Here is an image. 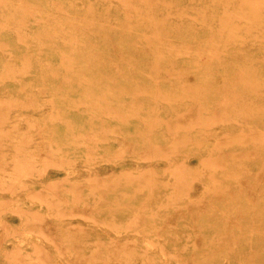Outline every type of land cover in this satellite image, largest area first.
<instances>
[{
    "label": "rangeland",
    "instance_id": "1",
    "mask_svg": "<svg viewBox=\"0 0 264 264\" xmlns=\"http://www.w3.org/2000/svg\"><path fill=\"white\" fill-rule=\"evenodd\" d=\"M8 12H11L10 9ZM2 22H5V19H0V24ZM39 31H41V28H39ZM59 34H61V32ZM7 35L11 37L12 41L7 43L9 44L8 49L2 50L0 48V74L3 70V63L7 58L14 55V49L16 48L18 38L15 31L9 28V26H7ZM80 38L83 37L80 36ZM259 42L260 41H257V43ZM42 46L44 47V45L35 41L30 47H28L30 50L29 53L35 57L36 53L40 51ZM45 49L42 51L44 52ZM28 55V53L24 52L20 53L18 56L16 55V63H22L24 58ZM251 62L252 67L254 65L256 66L255 61ZM217 66L218 68H223L225 64L222 65L221 63H216L215 67ZM151 69L152 68L149 67L144 68L143 70L140 69L137 71V74L147 75L150 73ZM262 69V67L258 68V71H261ZM130 74H132L131 70L126 67L119 71V75L125 76ZM62 75L63 74L56 71L53 76L63 77ZM42 78L43 74L40 73H33L32 76L28 77V81L23 79L20 80L21 83L14 77H8L7 79L0 78V99H10L11 97H14L12 98L13 100L7 102L8 104H3L0 108L5 115H7L6 117H12L15 120V122L9 123L7 121V133L9 132V134L6 135L7 137L11 135L9 139L11 138L12 140L5 141V146L0 148L1 151H4L8 155L5 162L0 160V178L3 175L7 180L5 183L0 182V264H12L13 262H16V264H87L80 259L81 254L83 252H91L99 246L102 248V255L112 256L111 264H114L118 259L120 260L116 261L115 264H134L135 262H138L139 259L136 260L138 256L133 255L128 259L127 257L129 254L126 253L127 250L124 251V248H128L129 251L131 250L130 244L126 245L123 243V241L126 242L128 240L137 241L136 247L140 250L139 253H141V251L147 246H150V248H152V253L158 258L157 262H152L150 259L144 258L143 260H140L141 264L263 263V250L256 247L254 242L252 244L248 240H239V238L241 237L242 231L244 232L246 230V233L242 234V236H247L251 233L247 228L250 221L256 218H264V208H262L264 206V197H259L255 201L254 204L258 206L256 211L250 210L252 207L248 202H246V204L239 210V207L236 206V202L239 200L248 201L247 197L251 193V188H256L259 183L263 182V180L260 181V176L261 174L264 175V110L260 108V103L249 102L250 104L246 103L244 106L242 105V107H238V109L236 106L226 108L222 102H220V98L212 101L215 98L214 96H211L210 94L211 97H208V95H201V97H199L202 102L198 103V105L201 106L202 104L201 108L203 111L205 108L203 104L210 105V107L217 110L212 114L204 113L203 116L209 117L212 115L211 118H214L215 116L217 118L214 125H211L210 128H208L209 124L206 125L204 122H198L193 127L191 126L193 124L191 123L193 122L191 119L188 118L184 120L180 116L183 113L186 114L188 109L191 110L196 107V94L193 95V99L187 98L186 100L182 97L177 101H175L177 98L169 101L165 99L161 100V98L155 99V90L151 87L152 84L145 81H139L131 86H125L127 90L124 92L125 95L122 96L125 101L127 100V97L137 96L149 100L148 103L143 104L139 108V115L133 116V110L130 109V106L125 103V101L117 107L116 110H118V114L115 112V115L110 114V112L107 114L106 111L97 107L90 98L84 97L81 107L78 109V114L84 118L85 121L70 123L63 118L62 113H59L60 111L58 110L59 108L57 105L58 97L56 93L48 91L45 94H42L43 87H46L41 82ZM84 80L88 81L89 86V80L86 78H84ZM239 80L240 79L236 78L230 79L229 81L220 80V83L227 88L228 83L237 82ZM177 84L178 83L165 82L161 84L160 87H162V90H169L167 88H171L170 90H172L175 89ZM79 85L80 87L85 86V81L79 83ZM100 88L101 94L102 92L105 93V91L112 92L111 90H107V85L106 87L105 85H102ZM222 90L223 92L225 91L224 89ZM35 91L36 94L34 95L33 92ZM129 91L134 95L130 93L127 94ZM259 91L264 96V87L259 88L258 92ZM82 93H84V91H82ZM226 93L233 92L227 88ZM99 94L100 93H98V97L100 96ZM30 97L33 99L32 101H29ZM78 99H80V96ZM159 102L160 105H158ZM214 102H220L218 108L215 107L213 104ZM39 105L42 106V108L39 109ZM243 109H245V112L243 111L244 113H242ZM44 110H47L48 114L45 113ZM252 110H254L255 113H253ZM55 112H57L58 115H55ZM127 113H130V115L123 118L122 115ZM217 113H220L222 117L219 116L220 114L217 115ZM241 113H247L246 121L252 125L251 128L257 125L260 126V128L263 127L262 134H257L259 133V130H250L248 127L246 129L239 128L232 135H229L226 131L220 129L226 124L240 123L241 118H235V116ZM157 114L160 120L157 117ZM171 115L173 117H171ZM100 118L108 119V121L111 122L110 125L115 130L112 127L103 128L100 123ZM155 119L158 120V122H156ZM218 119H225L227 121H219ZM86 120H93L94 125L89 127L86 124ZM164 120L167 121L164 122ZM56 122L64 124L63 130L69 132L70 137L62 140L59 136V132L51 131L50 126ZM194 122H197V119ZM130 126H134V128L132 127L131 130H129ZM150 126H152V129ZM208 129H210V131H208ZM21 130L24 132H21ZM211 130L213 132L209 135ZM79 133H87L85 140H81L78 137ZM122 133H125V135ZM141 133L147 138H142ZM89 134L97 135L100 143L99 149H96V152L92 154L88 153L90 143ZM105 134L110 137L101 140L104 138ZM184 134H188V137L190 138H185ZM182 135H184V137ZM223 135L230 136L234 139L247 138L248 136L257 137V139L252 140L253 142L247 145L245 144L246 142H243L244 145L242 142H237L238 144L243 145L242 150L245 154L240 153L241 156H236L242 159L243 166H235L236 161L233 159L232 155L227 156L225 161L221 163H216L214 161L215 164H213V162L211 163L208 161L209 159L207 158L211 156V153L213 154V157H218L219 150L216 148V143L219 137ZM29 136L31 137V140L26 144L24 138ZM157 138H162V140L164 139L165 141L159 145V149L158 147L154 148L157 150L156 152L154 151L152 156L151 154H146L150 148L153 149L150 142L151 139L154 141ZM17 141H20V143ZM175 141L177 143H175ZM199 141L201 143L196 144L199 143ZM259 144L262 145V147ZM21 145L27 148L26 152H39L44 149V154L51 155L55 158V163L53 161L52 163L54 164L52 165V163L46 162L47 164L43 166L45 168L44 172L40 169L42 163L40 164V162L28 158V160H20L21 163H19L18 166H21V168H19L15 163L16 158H14V156L18 152V147H21ZM257 145H259L258 148L256 147ZM74 146L81 148V150H73L72 147ZM173 146L176 149L172 148ZM212 148L213 150H211ZM245 157L246 159H244ZM240 158L238 160H241ZM39 160H41V158ZM170 160L173 161L174 165H180L183 161L190 167L186 165L189 169L185 170V168L183 170L184 172H182L183 174L180 175L178 174L179 172H175L176 174L173 175L174 172L172 173L171 168L175 166L169 167ZM200 161L204 164L206 163V165H208V162L210 166H205ZM121 162H126L127 164L117 167L116 170L111 169L112 166H116L115 164ZM131 162L138 166L140 165V168L133 167ZM250 162L256 163L257 168L252 170L251 174H247V177L242 178L241 185L244 187L243 191L235 194L234 198L225 199V194H221V196L219 193L213 194L211 191H208V186H214V184L216 185L218 183L227 184L229 182L228 180H230V178H227V176L225 177L223 174V172H226L227 168L235 166L229 168L230 172L236 171L244 175V167L246 163L249 164ZM151 163H155L156 167L153 173L149 172ZM33 164H35V166ZM11 165H13V167ZM46 165L48 167H45ZM11 168L14 170H10ZM94 168L100 169V175L106 176L113 180V182H111V185H104L106 189L102 193L100 192L101 189H98L97 193L90 195L88 192L92 187H103L102 179L95 181L92 178H88L89 172ZM196 168H199L202 171L199 172L200 170H195ZM15 170L17 172L21 170V173L19 172L15 178L7 179V176H9L10 173L15 172ZM73 170L75 171L72 175L69 174L71 175V179L64 178ZM216 170L218 173L215 172L214 174L213 171ZM189 171H193V173ZM197 171L202 174L199 175ZM194 172L196 174L198 173L197 175L199 176H196ZM140 174L142 175V178ZM134 176L138 179H135ZM146 176L148 177L147 179ZM186 176L191 177V179L188 177L190 181L187 180L188 178H186ZM49 177H54V179H56L51 180ZM245 180H247L246 182L250 186L243 184V181ZM164 182L168 186L164 184ZM154 183H156V185ZM173 183H177L176 186L180 185L179 187L182 190H178L179 188H176ZM239 184L233 182L232 186ZM80 195H83L84 198L81 197L80 199ZM200 197L201 199L205 197V200H201ZM196 198L198 200H196ZM192 199H195V201L192 202ZM89 203L96 204V208L92 211L95 214V217L93 218L85 215L89 212ZM167 204L170 207H166ZM203 204L206 205V209L203 207L201 208ZM163 205H166L165 208H162ZM54 206L58 207L54 208ZM159 207L162 209H159ZM203 209L205 210L203 211ZM223 212H226V214ZM140 213L145 214L147 219L139 221L133 226L127 227V222L134 219L136 215ZM211 215H217L218 218L212 219L210 218ZM227 217H229L228 219L230 220H227ZM112 219L118 221L119 225L117 227L109 224ZM235 219L238 220V222H234ZM232 222L234 223L232 224ZM226 223L228 225H226ZM202 227L203 229H200ZM228 231L230 232L227 235ZM262 231H264V228ZM213 235L215 236L213 237ZM200 236L202 238H199ZM222 237L223 240L221 241ZM160 240L163 243H158ZM150 242H154V244H151ZM195 242L198 244L197 247L194 248V246H196L194 244ZM224 242H226V244ZM189 243L191 244L189 245ZM161 247L165 250L162 251ZM230 247L232 249H230ZM251 248H255V252H253ZM179 252L181 258H183L182 260H179L174 256L178 255ZM238 252L247 253V259L244 261L239 257H235L234 254H238ZM253 253H255L256 257ZM212 254L214 255L213 257H211ZM102 261H107L106 257L99 259V262Z\"/></svg>",
    "mask_w": 264,
    "mask_h": 264
},
{
    "label": "bare ground",
    "instance_id": "2",
    "mask_svg": "<svg viewBox=\"0 0 264 264\" xmlns=\"http://www.w3.org/2000/svg\"><path fill=\"white\" fill-rule=\"evenodd\" d=\"M9 9L11 12H8ZM0 19H5V22H2L0 24V37H1L0 48L2 50L8 49L9 44L7 43L12 41L11 37L7 35V26L13 29L18 36L16 42V48L14 49L15 50L14 55L7 58V60L4 63L2 62L4 66L2 73L0 74V78L7 79L8 77L9 78L14 77L17 81L20 82V80L23 79H26L28 81L29 80L28 77L32 76L33 73L43 74V78L41 79V82L46 87H43L42 94H45L48 91H53L56 93L58 97L57 105L59 108L58 110L60 111L59 113H62L63 118L69 121L70 123L71 122L79 123L85 121L84 118H82L78 114L79 113L78 109L81 107V103L83 102L84 97L90 98L92 102H94L97 105V107L101 108V110L103 109L104 111H106L107 114H109V112L110 114H114V115L115 113L118 114V110H116L117 107L123 104V102L125 101L124 98L122 97L123 95H125L124 92H126L127 90L125 86L128 85L131 86L133 84L138 83L139 81H145L152 84L151 87H153V89L155 90L154 91L155 99L161 98V100L165 99L169 101L177 98L175 99V101H177L180 97H182L185 98L186 100L187 98H192L193 95L196 94L197 105L196 107L193 106L195 109L194 108H192L191 110L188 109L186 114L183 113L182 114L183 116L182 115L180 116L184 120L188 118L191 119L193 121L191 122L193 123L191 126L193 127L198 122L201 123L204 122L206 125L209 124L208 128H210V126L211 125L213 126L214 123L216 122L215 121L217 118L216 116L214 118H211L212 115L209 117L203 116L204 113L212 114L217 110L215 108L210 107V105L203 104L205 106L203 111L201 108L202 104L201 106L198 105V103L202 102L200 98L201 95H208V97L214 96L215 98L212 101H215L218 98H220L219 99L220 102H222V104L226 108L230 106L231 107L236 106V108L238 109V107H242V105L244 106L246 103L255 102V103H260L259 105L260 108L264 110V96L260 93V91L258 92L259 88L264 87V0H219V1L216 0H0ZM39 28H41V31H39ZM60 32L61 34H59ZM80 36H82L83 38H80ZM35 41H38V43L44 45V47L42 46L43 48L42 47L40 48L41 52L40 51L37 52L34 57L32 56L31 53H29L30 50L28 47H30V45ZM257 41H260L262 43L260 42L257 43ZM43 49H45L44 52L42 51ZM23 52L28 53L29 55L26 56V58H24L22 63H18V62L16 63V55L18 56L20 53ZM251 61H255L256 66L254 65L252 67ZM216 63H221L222 65L225 64V66L223 68H218V66L215 67ZM124 67L129 68L132 74L125 76L119 75V71ZM147 67L152 68L149 74L147 75L137 74L138 70L140 69L143 70L144 68ZM261 67L263 69L261 71H258V68ZM56 71L63 74L62 75L63 77L53 76L56 73ZM84 78L89 80V86H88V81L84 80ZM233 78L240 80L237 82L228 83L227 88L233 93H226L227 88H225L223 84L220 83V80L229 81L230 79ZM84 81H85V86L80 87L79 83H83ZM165 82L178 83L177 84L178 86L176 85L175 89L172 90H170L171 88H167L169 90H165V89L162 90V87H160V85ZM102 85H105V87L107 85V90L109 91L111 90L112 92L110 93L105 91V93L102 92L101 94L100 87ZM222 89H224L225 91L223 92ZM82 91H84V93H82ZM98 93H100L99 97H98ZM128 93L133 94L130 91L127 92V94ZM33 94L35 95L36 91L33 92ZM79 96L80 99H78ZM12 98L14 97H11L10 99L8 98L0 99V106L3 104L4 105L8 104L7 102H9V100H13ZM32 100L33 99H31L30 97L29 101ZM148 101H149L148 99H144L140 96H137V97H127L125 103H127L130 106V109L133 110L132 111V113L134 112L133 116H136L139 115L138 113V110H140L139 108L143 104L148 103ZM220 102H216V103L214 102L213 104L215 105L216 108H218ZM158 105H160V102ZM40 108H42V106L39 105V109ZM244 110L245 109L242 110V113L245 112ZM252 111L253 113H255L254 110ZM44 112L47 113L48 111L44 110ZM130 113L122 115L123 118H125L127 115H130ZM242 113L235 116V118L236 117L239 119L241 118L240 123L238 122L237 124L236 123L226 124L223 125V127H221L220 129L226 131L227 134L232 135L239 128L246 129L248 127L250 128V130H259V133L257 134H262L263 127L260 128V126L257 125L251 128L252 125L248 121H246L247 113L246 114H242ZM54 114L58 115L57 112H55ZM158 114L157 117L159 118ZM219 114L220 113H217V115ZM6 116L7 115H5V113L0 108V148L2 146H5V141L11 139V138L9 139L11 135L7 137V135L9 134V132L7 133V121L8 123L15 122L14 118L6 117ZM219 116L222 117L221 114ZM171 117L173 116L171 115ZM196 119L197 122H194L196 121ZM167 120H164V122H166ZM223 120L227 121L225 119ZM86 121H87L86 124L89 127L94 125L93 120H86ZM156 122H158V120H156ZM100 123L103 128L112 127L110 125L111 122H109L108 119L100 118ZM63 125L64 124L61 122H56L52 124L50 127H51V131L57 133L59 132L60 138L62 140H65L68 137H70V135L69 132L63 130L64 129ZM132 127L134 128V126H130L129 130H131ZM151 127L152 126H150V128ZM22 131L23 130H21V132ZM208 131H210V129H208ZM212 132L213 131L211 130L209 135H211ZM86 134L79 133L78 137L81 140H85L87 136ZM122 134L125 135V133ZM188 134L187 135L184 134L185 138H190L188 137ZM184 135L182 136L184 137ZM105 136L106 134L104 135V138H102L101 140L110 137L109 135L106 137ZM141 136L142 138H147L146 136L144 137V134L142 133ZM89 137H90V143H89L88 153L92 154L96 152L95 150L99 149L100 147L99 137L95 134H89ZM24 139H25L24 142H26L27 144L31 140V137L29 136ZM255 139H257L256 136H248L247 138L234 139L231 138L230 136L223 135L219 137L216 143L217 146L216 148L217 150H219L218 157L217 158L213 157L212 156L213 154L211 153V156H209L207 159H209L208 161H210L211 163L213 162V164H215L214 161L216 163L218 162L221 163L225 161L227 156L232 155L233 159L236 161L235 166L237 165L238 167L243 166L242 159L239 157L241 160H238L239 158L236 156L237 155L241 156L240 153H243L242 146L244 145L245 142H246L245 144L247 145L249 143H252L253 142L252 140ZM163 141L165 140L164 139L162 140V138H157L154 141L153 139H151L150 142L152 144L153 149L150 148V150L147 151L146 154L148 155L151 154L152 156V154H154V151L156 152L157 150L154 148L158 147L159 149L160 148L159 145ZM176 141L175 143L178 142ZM237 142H242V143L244 142V143L243 145L242 144L240 145ZM18 143H20V141ZM200 143L201 142L199 141V143L196 144H200ZM23 145H21V147H18L19 148L18 152L14 156V158H16L15 163L17 166L19 163H21L20 160L22 159L28 160V158H30L36 160L37 162H40V164L42 163L40 169L45 172V168L43 167L45 164L52 163L53 161L55 163V158H53L51 155H45L44 149H42L39 152L38 151L26 152L27 148H25ZM259 145H257L256 147L258 148ZM260 146L262 147V145ZM172 148H174V146ZM213 148L211 150H213ZM72 149L75 151L81 150V148H78L77 146L72 147ZM7 156L8 155L4 151L0 152V160H3L5 162ZM40 158L41 160H39ZM244 159H246V157ZM54 163H52V165ZM201 163L205 166H210L208 162H207L208 165H206V163L204 164L203 162ZM126 164H127L126 162L117 163L115 164L116 166H112L111 169L116 170L117 167H121ZM33 165L35 166V164ZM131 165H133V167L135 166V168L138 169L140 168V165L138 166L132 162ZM186 165L188 164L184 163L183 161L182 164L180 165H174L172 160L169 161V167L175 166L171 168L172 173L174 172L173 175H175L178 172H179L178 174L180 175L183 174L182 172H184L183 170L185 168H186L185 170L189 169L187 168L189 165L188 166ZM11 166L13 167V165ZM18 167L21 168V166ZM45 167L48 166L46 165ZM229 168H227L226 172H223L225 177L227 176V178H230V180H228L229 182L228 183L226 182L227 184L216 182L218 184L216 185L214 184V186H208L209 187L208 191H211L213 194H218V193L220 195L225 194V199L234 198L235 194L241 193L243 191L244 187L241 185L243 180L242 178L247 177V174H251L252 170L257 168V165L256 163L253 162H250L249 164L246 163L244 167L245 168L244 175L236 171H231L233 172L231 173ZM155 169H156L155 163H151V168L149 172L153 173ZM197 169L199 168H196L195 170ZM10 170H12V168ZM20 171L17 172L15 170V172L10 173V175L7 176V179L15 178ZM74 171L75 170L69 172L67 176H65L64 178H70V176ZM201 171L202 170H200L199 172ZM189 172L193 173V171H189ZM215 172H217V170L213 171L214 174ZM197 174L196 176H199L202 173H199V175ZM188 177L191 179L190 176H186V178ZM88 178H92L95 181L102 179V184H103V187L102 186L92 187V189L89 190L88 192L90 195L97 193L98 189H101L100 192L102 193L106 189L104 185H108V184L111 185V182H113V180L107 178L106 176L100 175V169H96V168H94L89 172ZM147 178L148 177L146 176V179ZM189 178L187 180H189ZM50 179L53 180L54 177ZM135 179L138 178L135 177ZM262 180L263 182L258 184L257 186L258 188L257 187L253 189L251 188V193L247 197L248 201L239 200L236 202V206L239 207L238 210L242 206H244L246 202L250 203L252 207L250 209L251 211L257 210L258 206L254 204L255 201L259 197H264V175L261 174L260 181ZM246 181L247 180L243 181L244 182L243 184H245L246 186H250L247 184ZM0 182L1 183L7 182V180L3 177V175L0 178ZM233 182L240 184L232 186ZM154 184L156 185V183ZM164 184L166 183L164 182ZM176 184L177 183H175L174 185L176 186ZM179 186L177 185L176 188L178 187L179 188L178 190H182L180 189ZM81 197L84 198L83 195H80L79 198L81 199ZM204 198L201 199L200 197L201 200H203ZM196 200L198 199L196 198ZM194 201L195 199H192V202ZM163 206L162 208H165L166 205L164 207ZM168 206L169 205L167 204L166 207ZM57 207L58 206H54V208ZM202 207L205 208L206 205L203 204L201 208ZM88 208H89V212L85 215L91 218L95 217V214L92 211L96 208V204L89 203ZM160 208L161 207H159V209ZM262 208H264V206ZM205 209H203V211ZM223 213L226 214V212ZM210 218L216 219L218 218V216L211 215ZM228 218L229 217H227V220H230ZM146 219L147 216L145 214L143 213L137 214L134 219L129 220L127 222L128 224L127 227L133 226L134 224H137L139 221H143ZM234 222H238V220L235 219ZM234 222H232V224ZM67 223H71V222H67ZM227 223L226 225H228ZM109 224L114 225L116 227L119 225L118 221L117 220L115 221L113 219L109 222ZM156 224L154 225L157 226ZM247 228L248 231H250L251 233L248 234L247 236L246 235L242 236V234L246 233V230L244 232L241 230L242 232L239 240L241 239L248 240L252 244L254 242L255 246L260 248L264 252V231H262V229L264 228V218L253 219L248 223ZM200 229H203V227ZM229 232L230 231L227 232V235L229 234ZM214 236L215 235H213V237ZM199 238L202 237L200 236ZM222 240L223 237L221 241ZM136 242L129 240L126 242L123 241V243H125L126 245L127 244L131 245L130 251L128 250L127 247H126L127 249L124 248V251L127 250L126 253L129 254V256L127 257L128 259L130 256L133 255L138 256V258L136 257L137 258L136 260L138 259L139 260L134 264H141L140 260H143L144 258H148L152 262L158 261L157 256L152 253L151 251L152 248H150V246H147L143 251H141V253H139L140 250L136 247ZM160 242L163 243L161 240L158 241V243ZM226 242L224 243L226 244ZM150 243L154 244V242H150ZM190 244L191 243H189V245ZM194 244L196 245L194 246V248L197 247L198 243L195 242ZM230 249L232 248L230 247ZM161 250L164 251L165 249L161 247ZM252 250L253 252H255L254 250L256 249L253 248ZM101 252H102V248L101 246H99L96 249H93V251L91 252H86V253L83 252L80 256V259L87 264H108V263L111 264L112 256L102 255ZM253 255H255V253H253ZM174 256L179 260L183 259L181 258L180 252L178 255H174ZM213 256L214 255L212 254L211 257ZM234 256L239 257L245 261L248 257V254L245 252H238V254L235 253ZM102 257H106V260L108 262L107 261L99 262V259ZM12 264H16V262H13ZM262 264H264V260Z\"/></svg>",
    "mask_w": 264,
    "mask_h": 264
}]
</instances>
